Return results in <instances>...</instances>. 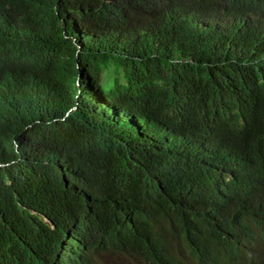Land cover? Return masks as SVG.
<instances>
[{"label":"trees","instance_id":"obj_1","mask_svg":"<svg viewBox=\"0 0 264 264\" xmlns=\"http://www.w3.org/2000/svg\"><path fill=\"white\" fill-rule=\"evenodd\" d=\"M248 108L264 121V0H0V264H109L96 226L160 255L164 227L121 222L143 198L123 183L160 194L166 170L223 162L202 121ZM246 223L262 264L264 218Z\"/></svg>","mask_w":264,"mask_h":264},{"label":"clouds","instance_id":"obj_2","mask_svg":"<svg viewBox=\"0 0 264 264\" xmlns=\"http://www.w3.org/2000/svg\"><path fill=\"white\" fill-rule=\"evenodd\" d=\"M216 102L217 99L210 98L206 107ZM202 122L226 133L233 143L232 148L217 151L225 160L207 161L200 166L183 165L184 179L166 170V179L158 180L160 194L151 195L138 183H123L126 188L141 192L143 198L137 205L129 203L130 198L124 196L118 199L119 210L124 216L121 222L134 227L137 215H142L153 234L164 227L161 253L149 259L142 257L129 238L118 242L96 226L95 232L105 236L103 252L107 253V263L249 264L251 237L246 220L253 216L264 218V121L254 108H248L233 116L225 115V124ZM180 183L195 192L191 202L180 201L179 195L167 198L163 194L164 189ZM179 208L195 214L187 230ZM219 236L228 240L232 247L224 245ZM206 237L211 238V242Z\"/></svg>","mask_w":264,"mask_h":264}]
</instances>
